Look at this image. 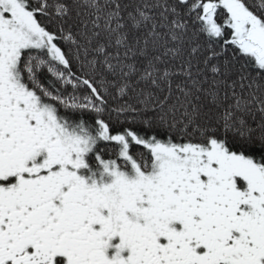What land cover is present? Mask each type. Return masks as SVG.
<instances>
[{"label":"snow or ice","instance_id":"1","mask_svg":"<svg viewBox=\"0 0 264 264\" xmlns=\"http://www.w3.org/2000/svg\"><path fill=\"white\" fill-rule=\"evenodd\" d=\"M0 264H264V0H0Z\"/></svg>","mask_w":264,"mask_h":264},{"label":"trees","instance_id":"2","mask_svg":"<svg viewBox=\"0 0 264 264\" xmlns=\"http://www.w3.org/2000/svg\"><path fill=\"white\" fill-rule=\"evenodd\" d=\"M33 2H34V0H33ZM41 20L43 22V18H41ZM46 83L48 85H51L52 84V81L50 79H47L46 80ZM84 118L85 119H88L89 118V114H85V117ZM99 147H100V149H103L104 150V154H105V156L107 158V155H108V152H109L111 146L110 145H105V144L101 143Z\"/></svg>","mask_w":264,"mask_h":264}]
</instances>
